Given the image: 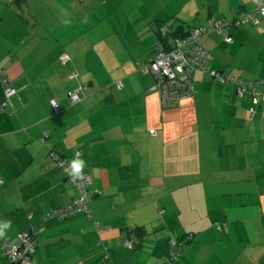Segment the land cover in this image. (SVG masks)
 Listing matches in <instances>:
<instances>
[{"label":"crops","instance_id":"1","mask_svg":"<svg viewBox=\"0 0 264 264\" xmlns=\"http://www.w3.org/2000/svg\"><path fill=\"white\" fill-rule=\"evenodd\" d=\"M129 1L0 0V69L17 90L8 99L0 81V224L11 222L0 238L34 234L33 264H156L172 239L181 256L165 264H264V85L239 96L199 70L191 94L164 105L142 70L163 25L181 37L255 3ZM192 17L200 25L185 26ZM202 43L210 71L264 81V18ZM53 153L86 162L93 220L46 219L79 197ZM0 264H11L1 249Z\"/></svg>","mask_w":264,"mask_h":264},{"label":"built area","instance_id":"2","mask_svg":"<svg viewBox=\"0 0 264 264\" xmlns=\"http://www.w3.org/2000/svg\"><path fill=\"white\" fill-rule=\"evenodd\" d=\"M256 5L255 13L241 12L233 22L213 23L209 22L206 27H197L185 36H175L172 33L170 24L163 25L159 30V41L156 45L155 56L148 64L142 67L145 73L152 74L156 79L155 89L159 92L164 105L172 103L175 99L190 95L193 90L192 77L197 71H208L214 80L220 84H228L233 82L238 87L239 96H243L247 91L252 93L254 98L262 95L261 86L264 85L263 80L254 82H246L237 75H221V73L210 71L209 64L212 61V55L204 49L202 39L210 34L228 33L234 24L243 26L253 24L258 26L264 18V0H252ZM226 41L233 42V38L228 36ZM0 81L5 87L6 97L9 99L17 93L15 88L8 85V80L4 72L0 70ZM118 89L122 88V82L116 83ZM87 90L86 86L79 87L76 91L69 94L72 103L81 100L82 94ZM55 112L61 110V106L52 101ZM255 110L249 111L250 116H254ZM55 160L59 165L66 169L70 182L79 190V197L72 201L69 205L57 208L46 215V219L57 218L65 220L75 215L85 213L88 219L93 220L91 210V190L92 176L83 171V179H76L72 176L70 168L67 167L64 160L53 153ZM96 226H99L96 224ZM220 228V227H218ZM221 229V228H220ZM187 240L191 239L186 238ZM20 245H14L5 237L0 238V249L7 257L11 264H33L32 258L36 251V237L30 232L20 234ZM134 240H127L125 246L134 247ZM183 241L170 240V255L156 264L173 263L181 256V247Z\"/></svg>","mask_w":264,"mask_h":264},{"label":"clouds","instance_id":"3","mask_svg":"<svg viewBox=\"0 0 264 264\" xmlns=\"http://www.w3.org/2000/svg\"><path fill=\"white\" fill-rule=\"evenodd\" d=\"M69 168L71 170V174L76 179L80 180L83 179V171L86 168V162L83 159H73L69 163ZM11 222L0 224V236H3L4 233L10 228Z\"/></svg>","mask_w":264,"mask_h":264},{"label":"rangeland","instance_id":"4","mask_svg":"<svg viewBox=\"0 0 264 264\" xmlns=\"http://www.w3.org/2000/svg\"><path fill=\"white\" fill-rule=\"evenodd\" d=\"M134 2L135 3V7H137L138 5L141 4V2H147L148 1V6H150L151 8H153V10H159L162 6H163V3L167 4L168 0H130L129 2ZM138 4V5H137ZM127 5H130L132 7L131 4H127ZM182 5H180L181 7ZM119 11L121 12L122 9L120 8ZM180 18V17H179ZM195 17H192L191 19L189 20H185V22H187L185 24V26H190V25H193V23H196V26L200 25L199 24V21L201 20L199 17L195 18ZM175 19H169V21H174ZM176 24V23H175ZM175 26V25H174ZM174 28V27H173Z\"/></svg>","mask_w":264,"mask_h":264},{"label":"trees","instance_id":"5","mask_svg":"<svg viewBox=\"0 0 264 264\" xmlns=\"http://www.w3.org/2000/svg\"><path fill=\"white\" fill-rule=\"evenodd\" d=\"M158 32H159V31H158ZM186 35H187V34H186ZM186 35H185V36H186ZM185 36H181V37H185ZM0 70H1V69H0ZM90 190H91V187H90ZM140 232H141V231H139V232L137 233V230H134V231L131 230V231H130V234L132 235V238H130L129 240H134V242H135V243H134V247L136 246L137 239H136V237H133V236H136L137 234H140ZM131 235H130V236H131ZM168 245H169V243H168ZM134 247H133V248H134ZM180 251H181V249H180ZM169 255H170V247H169Z\"/></svg>","mask_w":264,"mask_h":264}]
</instances>
